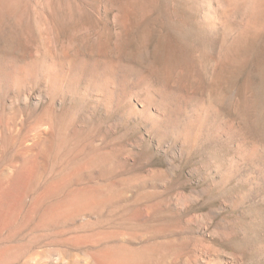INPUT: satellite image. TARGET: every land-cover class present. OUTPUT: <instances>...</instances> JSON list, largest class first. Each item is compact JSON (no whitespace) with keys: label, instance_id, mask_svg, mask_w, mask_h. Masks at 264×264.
<instances>
[{"label":"rangeland","instance_id":"1","mask_svg":"<svg viewBox=\"0 0 264 264\" xmlns=\"http://www.w3.org/2000/svg\"><path fill=\"white\" fill-rule=\"evenodd\" d=\"M0 264H264V0H0Z\"/></svg>","mask_w":264,"mask_h":264}]
</instances>
